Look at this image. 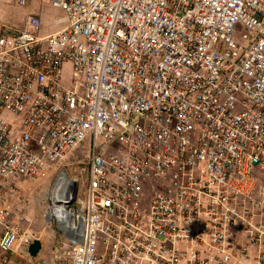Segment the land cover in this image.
I'll return each mask as SVG.
<instances>
[{"label": "built area", "instance_id": "obj_1", "mask_svg": "<svg viewBox=\"0 0 264 264\" xmlns=\"http://www.w3.org/2000/svg\"><path fill=\"white\" fill-rule=\"evenodd\" d=\"M45 2L62 30L0 33L2 262L34 241L18 183L54 169L39 264H264V0Z\"/></svg>", "mask_w": 264, "mask_h": 264}, {"label": "rangeland", "instance_id": "obj_2", "mask_svg": "<svg viewBox=\"0 0 264 264\" xmlns=\"http://www.w3.org/2000/svg\"><path fill=\"white\" fill-rule=\"evenodd\" d=\"M20 2L21 0H0V33L4 28L8 31L7 34L21 29L29 17L41 20V26L32 30L37 36H42L48 32H57L64 28V22H60L58 26H55V24L56 20L60 21L66 17L65 11L46 4L44 0H24V4ZM90 149L91 140L88 139L71 153L64 162L69 172L73 176L81 179L80 187H83L85 184L83 169L90 156ZM259 177L261 181L259 191L261 197L264 198V171L259 174ZM54 178L55 173L54 169H52L46 177H42L37 182H19L18 186L20 187V192L16 195L19 196V199H14L21 214L27 219L24 229L28 230L33 240H43L47 247L48 253L41 259L43 261H45V259L48 260L52 257V254H55L56 250L54 244L59 240L55 225L45 218V213L49 205V188ZM1 256L0 250V264H3ZM23 257H25V261H28L24 262V264L39 261V256L37 258H32L29 254H20L19 251L10 255V260H15L16 258L24 259ZM12 260L9 264H23L20 261L16 262Z\"/></svg>", "mask_w": 264, "mask_h": 264}, {"label": "crops", "instance_id": "obj_3", "mask_svg": "<svg viewBox=\"0 0 264 264\" xmlns=\"http://www.w3.org/2000/svg\"><path fill=\"white\" fill-rule=\"evenodd\" d=\"M60 22H64V25H66V17L65 18H63V19H61L60 21H57L56 20V24H55V26H58V24L60 23ZM26 25V23L23 25V27ZM22 27V28H23ZM21 28V29H22ZM56 31H54V32H48V33H45V34H43L42 36H47V35H50V34H53V33H55ZM41 241V243H42V250L40 251V253H39V261H36V262H34V263H32V262H30V264H38V263H41V262H46V263H50L51 261H52V259H53V254H52V257L51 258H49L48 260H46L45 259V261H43V260H41L42 258H44L46 255H47V253H48V251H47V247H46V245H45V243H44V241L43 240H40ZM54 247H55V250H56V248H57V245H56V243L54 244ZM53 253V252H52ZM24 259H21V258H13V259H15V260H12V261H16V262H18V261H20L21 263H23L24 264V262H28V261H25V257H23ZM10 260V258H9V261L7 262V264H9V262L11 261ZM4 264V263H3ZM29 264V263H28Z\"/></svg>", "mask_w": 264, "mask_h": 264}, {"label": "water", "instance_id": "obj_4", "mask_svg": "<svg viewBox=\"0 0 264 264\" xmlns=\"http://www.w3.org/2000/svg\"><path fill=\"white\" fill-rule=\"evenodd\" d=\"M42 250V243L40 240H34L29 247V254L32 258H37Z\"/></svg>", "mask_w": 264, "mask_h": 264}, {"label": "clouds", "instance_id": "obj_5", "mask_svg": "<svg viewBox=\"0 0 264 264\" xmlns=\"http://www.w3.org/2000/svg\"><path fill=\"white\" fill-rule=\"evenodd\" d=\"M44 1H45V0H44ZM45 3L47 4V2H45ZM48 5H49V4H48ZM65 26H66V25H65ZM65 26H64V27H65ZM24 27H25V26H24ZM19 30H20V29H19ZM57 32H58V31H57ZM29 255H30V254H29ZM30 257H31V256H30ZM41 263H44V262H41ZM45 263H46V262H45ZM38 264H39V263H38Z\"/></svg>", "mask_w": 264, "mask_h": 264}, {"label": "bare ground", "instance_id": "obj_6", "mask_svg": "<svg viewBox=\"0 0 264 264\" xmlns=\"http://www.w3.org/2000/svg\"><path fill=\"white\" fill-rule=\"evenodd\" d=\"M47 218V221H49V218L48 217H46Z\"/></svg>", "mask_w": 264, "mask_h": 264}]
</instances>
